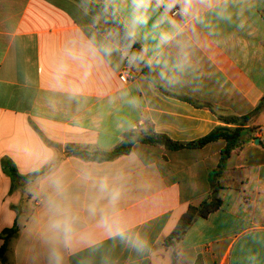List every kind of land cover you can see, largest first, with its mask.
Instances as JSON below:
<instances>
[{
	"label": "crops",
	"instance_id": "obj_1",
	"mask_svg": "<svg viewBox=\"0 0 264 264\" xmlns=\"http://www.w3.org/2000/svg\"><path fill=\"white\" fill-rule=\"evenodd\" d=\"M103 5L133 30L131 0H0V248L19 227L0 264H264V108L216 181L224 140L177 151L138 143L104 162L67 151H111L147 124L190 143L235 126L221 117L252 114L264 98V0H196L203 24L173 9L183 32L155 56L164 9L153 7L135 29L148 52L134 62ZM213 196L221 208L164 247L187 206Z\"/></svg>",
	"mask_w": 264,
	"mask_h": 264
},
{
	"label": "trees",
	"instance_id": "obj_2",
	"mask_svg": "<svg viewBox=\"0 0 264 264\" xmlns=\"http://www.w3.org/2000/svg\"><path fill=\"white\" fill-rule=\"evenodd\" d=\"M104 8L109 10L108 17L111 20L115 21L113 25L116 26L118 39L122 41L119 32L124 30L126 31L123 23L121 22L119 16L117 15L115 9L110 5H103ZM135 54H141V50L134 49L132 50ZM264 108V98L261 100L255 111L245 117H221L227 124L235 125L234 127H218L209 135L198 139L190 143H180L173 141L171 138L164 134L155 132L154 127L150 124H147L146 129L140 131H130L124 135L123 141L111 151H102V150H87L83 149L78 145H68L67 151L69 155L80 156L85 160L92 162H104L114 160L120 156L130 154L133 147L138 144H150L156 146H163L170 150H182L185 148L190 149H200L206 146L211 142L218 140H224L225 146L221 150L220 161L218 166L213 171V180H218L222 175L225 169L227 160L233 155L235 150L240 148L243 143H245L251 134L257 130V127H245L248 124L250 118L258 114ZM6 170L13 176V178L18 177L16 169L13 168L9 163L4 164ZM40 175V172H35L29 175L24 176L25 179H33ZM21 177V176H19ZM223 204L221 198L211 197L203 201L198 206L188 205L185 212L179 217L174 228L171 232L166 235L162 240V245L166 248L175 249L177 243L182 239L186 234L187 230L192 226V224L199 218H207L210 214L218 211ZM19 227L17 224L14 225L11 229H6L2 235L4 239V244L0 248V257L3 258L7 249L9 239L18 234ZM175 253V252H174Z\"/></svg>",
	"mask_w": 264,
	"mask_h": 264
},
{
	"label": "clouds",
	"instance_id": "obj_3",
	"mask_svg": "<svg viewBox=\"0 0 264 264\" xmlns=\"http://www.w3.org/2000/svg\"><path fill=\"white\" fill-rule=\"evenodd\" d=\"M196 0H131V26L132 31H128L126 33L129 38L128 47L130 48L132 43H134L135 38V29L140 26L147 25L149 20L148 12L151 8L160 9L163 8L164 12L158 18L156 22L153 23V29L158 31V42L156 46L152 49L153 55H157L159 50L169 44H171L177 37H179L183 32L182 24L172 20L167 16L168 12H171L173 9H176L175 14L179 15L183 21L187 22L189 19H194L198 23L203 24L204 21L198 15H196L194 11V3ZM199 3L203 6H211L212 0H199ZM179 5V7H177ZM216 15L220 19H230V16L226 15V9L224 7H217L213 9ZM167 23L170 28L169 30L161 29V25ZM101 51L105 55H111L113 49L108 46H102ZM148 49H144L143 53L135 54L133 53L130 56V62L134 61H144V53H147ZM155 63L157 66H162L163 68H167L166 63H162L160 59H156ZM147 64L151 67L153 64V60H147ZM177 69H182V64L177 63ZM161 79L168 80L169 83H173L168 76H166L163 70L160 71ZM115 199V196L113 197Z\"/></svg>",
	"mask_w": 264,
	"mask_h": 264
},
{
	"label": "water",
	"instance_id": "obj_4",
	"mask_svg": "<svg viewBox=\"0 0 264 264\" xmlns=\"http://www.w3.org/2000/svg\"><path fill=\"white\" fill-rule=\"evenodd\" d=\"M127 31H120L119 34L121 36V38L124 40V42L126 43L127 47H128V43H129V38L127 37L126 35ZM134 43H132L131 47L129 48V50H134V49H137L138 48V43L136 41V39L134 38Z\"/></svg>",
	"mask_w": 264,
	"mask_h": 264
},
{
	"label": "built area",
	"instance_id": "obj_5",
	"mask_svg": "<svg viewBox=\"0 0 264 264\" xmlns=\"http://www.w3.org/2000/svg\"><path fill=\"white\" fill-rule=\"evenodd\" d=\"M175 12H176V9L172 12V15L173 16H177L176 14H175ZM131 73L129 72V71H127V70H124L123 71V73L120 75V80H121V82H123V83H127L128 81H129V79L131 78Z\"/></svg>",
	"mask_w": 264,
	"mask_h": 264
}]
</instances>
